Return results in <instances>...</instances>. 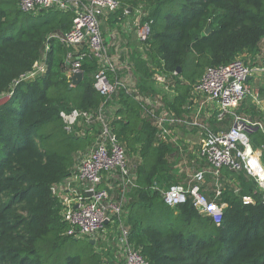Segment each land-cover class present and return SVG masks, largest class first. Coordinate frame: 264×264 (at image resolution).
Returning a JSON list of instances; mask_svg holds the SVG:
<instances>
[{
	"label": "trees",
	"instance_id": "obj_1",
	"mask_svg": "<svg viewBox=\"0 0 264 264\" xmlns=\"http://www.w3.org/2000/svg\"><path fill=\"white\" fill-rule=\"evenodd\" d=\"M118 1L120 9L106 21L109 28L137 11L142 12L140 24L153 21L147 42L129 56L140 94L161 96L178 115L207 68L238 59L250 65L246 57L255 61L264 47V0ZM74 17L55 7L25 13L19 0H0V98L12 93L0 105V264L116 261L91 241L68 235L72 225L64 219L63 201L53 193L75 173L79 156L99 133L98 125L68 131L61 113L97 112L101 107L136 177L135 185L115 183L110 191L113 197L117 190L116 202L125 196L123 220L135 250L150 264H264V190L254 177L225 168L216 178L207 173L209 165L199 150L194 154L177 143L159 142L135 94L120 89L106 98L97 92L94 77L100 65L92 55L82 63L84 79L78 85L67 75L72 71L70 47L51 40L45 56L48 37L70 31ZM208 27L212 31L205 35ZM43 60L45 75L13 86ZM157 74L174 88V101L156 86ZM108 75L113 79L123 72ZM237 113L255 122L262 119L247 100ZM248 137L261 151L264 167V131ZM185 162L193 174L206 172L202 192L225 206L221 223L200 214L190 202L176 208L164 203L163 191L185 184ZM245 198L252 202L245 204Z\"/></svg>",
	"mask_w": 264,
	"mask_h": 264
},
{
	"label": "built area",
	"instance_id": "obj_2",
	"mask_svg": "<svg viewBox=\"0 0 264 264\" xmlns=\"http://www.w3.org/2000/svg\"><path fill=\"white\" fill-rule=\"evenodd\" d=\"M21 9L25 13L43 9L57 8L62 11L73 12L75 17L70 31L66 33H54L48 37L45 56L51 50V40L70 47L67 62L72 65L71 78L74 73L81 71L83 61L89 56L97 58L100 68L95 74L94 87L97 92L106 98L112 97L118 90L123 89L127 94H135L141 103L142 117L149 119L157 130L159 142H173L174 133L180 126L197 128L206 132L207 136L200 146L199 155L206 159L209 172L212 176L220 177L223 169L230 171H246L254 177L264 190V180H261L260 172L264 170L261 163V151L254 149L248 135L258 129L264 131V124L252 121L239 115L235 109L248 97H254L259 103L260 92L254 94L251 86L246 81L250 78L254 69L238 59L229 65L209 67L203 77L193 85V95H205L209 101L218 103L220 115H231L233 122L229 130L215 132L212 127L198 120L190 121L183 115L176 114L172 108L162 100L161 96H144L140 94L136 78L131 70L130 57L126 58L118 67L109 55L107 45L103 37V24L107 19L120 9L118 0H88L87 4L80 0H19ZM142 13V12H141ZM153 21L140 24L136 31L139 47L147 42L151 36ZM45 60L36 63L33 71L16 79L13 86L45 75L47 73ZM122 71L123 75L110 79L108 73L115 74ZM158 89L165 91L169 101H174L175 91L161 75L154 77ZM12 93L6 96L8 99ZM185 109V108H184ZM61 116L67 125L68 131H73L76 125L91 128L98 125L99 133L93 145L78 158L75 173L62 183L53 188L54 195L58 191L72 190L74 194L68 199H61L64 203V219L72 228L68 235L76 238H87L89 241H110L105 231L106 225L113 223L115 219L119 231L116 236L117 252L115 262L102 264H150L143 255L135 250L130 241V229L125 226L123 208L125 196L116 202L110 191L115 188V183L135 185L136 177L131 171L128 158L124 149L118 143L112 133L110 122L105 114L104 107L97 112L74 110ZM84 130V129H83ZM85 131V130H84ZM252 147V153H247V147ZM255 160L260 163L257 170ZM205 171H197L191 176L188 184L171 186L162 192L164 203L170 208L190 202L202 215L211 217L215 223L222 221L223 207L215 201H211L203 192L205 185ZM102 184L107 189H101ZM82 187L81 189H78ZM245 204L252 202L251 198H245Z\"/></svg>",
	"mask_w": 264,
	"mask_h": 264
},
{
	"label": "crops",
	"instance_id": "obj_3",
	"mask_svg": "<svg viewBox=\"0 0 264 264\" xmlns=\"http://www.w3.org/2000/svg\"><path fill=\"white\" fill-rule=\"evenodd\" d=\"M141 17V13L137 11L135 14L129 16L122 24H117L113 28H109L106 21L103 24V37L107 45L108 53L113 58V61L118 67H121L126 58V55L130 56L134 47L136 49L139 47L136 31L140 25ZM261 51L262 52L257 56L255 61H252L251 58L246 57L249 60V66L254 69V73L249 78L248 84L251 86L253 90L252 92L254 94H256L257 91H260L261 95L259 96V103L256 102L254 97H248L246 100L251 105L253 104L257 107L262 116L260 122L264 124V92H261L264 91V79L261 80L262 77L264 78V47ZM6 101V97L0 98V105L4 104ZM239 106L237 107V109H235L236 112ZM219 110L221 109L217 102L209 101L205 95H193L191 93L190 97L183 106L182 115L183 118H188L190 121L196 119L204 124L209 125L215 132L227 131L231 127L233 119L229 114H226L225 116L220 115L221 112ZM243 117L250 119L249 116ZM206 136V132L201 131L197 128L180 126L174 133L173 142L179 144L181 147H187L188 151L195 154V152L199 150L200 146L204 142ZM185 163L186 164L181 167L186 168L187 170V178L183 180V182L187 185L191 180V176L193 175L192 172L194 170L192 171L191 169H189V165L187 164V162ZM255 164H258L259 169L260 163L255 160ZM81 188L82 187L78 189ZM72 194H74L72 190L65 189L64 191H58L59 198L63 200L70 198ZM105 230L110 241L106 243L105 241L94 240V245H96L98 251H108L109 257L112 258L111 260H116L117 246L115 245V243L117 241L115 239L116 236H118L119 231L116 227H114L113 223L107 224ZM81 239L88 240L87 238Z\"/></svg>",
	"mask_w": 264,
	"mask_h": 264
},
{
	"label": "water",
	"instance_id": "obj_4",
	"mask_svg": "<svg viewBox=\"0 0 264 264\" xmlns=\"http://www.w3.org/2000/svg\"><path fill=\"white\" fill-rule=\"evenodd\" d=\"M129 11H130V9H129ZM211 31H212L211 27H208L207 30L205 31V35L210 34ZM180 70H181V68H178V71H180ZM83 79H84V72L79 71L77 73H74V75L72 77V83H73V85H78L83 81ZM246 81L248 82L249 78ZM247 153L248 154L252 153V147L251 146L247 147ZM260 177H261V180H264V170L260 172ZM91 244H94V241H91Z\"/></svg>",
	"mask_w": 264,
	"mask_h": 264
},
{
	"label": "rangeland",
	"instance_id": "obj_5",
	"mask_svg": "<svg viewBox=\"0 0 264 264\" xmlns=\"http://www.w3.org/2000/svg\"><path fill=\"white\" fill-rule=\"evenodd\" d=\"M141 15H142V14H141ZM140 49H142V47H140ZM263 79H264V78L262 77L261 80H263ZM259 92H260V91H259ZM260 95H261V94H260ZM255 167H256V169H258L256 164H255ZM116 191H117V190H116ZM116 191L113 192V194H112L113 197H114V195L117 193ZM113 197H112V198H113ZM114 198H115V197H114ZM114 198H113V199H114ZM115 199H116V198H115ZM103 233L107 234V233H106V230H105Z\"/></svg>",
	"mask_w": 264,
	"mask_h": 264
}]
</instances>
